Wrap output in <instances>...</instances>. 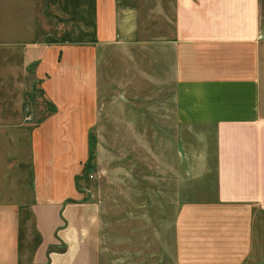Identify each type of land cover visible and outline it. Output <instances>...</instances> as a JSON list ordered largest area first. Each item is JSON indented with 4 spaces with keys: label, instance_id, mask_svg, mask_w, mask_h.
Returning <instances> with one entry per match:
<instances>
[{
    "label": "crops",
    "instance_id": "1",
    "mask_svg": "<svg viewBox=\"0 0 264 264\" xmlns=\"http://www.w3.org/2000/svg\"><path fill=\"white\" fill-rule=\"evenodd\" d=\"M104 1L96 43L135 47V62L144 44H154L165 67L160 85L148 91L162 92L163 109L149 117L151 124L160 119L159 129L131 128L144 143L133 150H188L185 157L179 151L176 169L191 175L177 181L166 208L175 264H264V0H173L172 33L157 39L132 38L130 16L119 23L114 0ZM27 23L16 19L12 33L10 23L0 22V264H20L25 208L38 237L32 264H98L100 207L80 198L73 181L87 154L79 146L86 112L78 111L74 122L70 112L68 120L62 106L69 99L58 93L72 90L78 73L85 98L94 90L88 49L36 44L30 50ZM157 58L152 54L151 62ZM78 59L79 68L72 62ZM41 72L49 74L41 86L58 108L28 126L24 100L30 76ZM146 118L145 112L140 122ZM66 126L69 138L73 129L78 133L75 150L65 144Z\"/></svg>",
    "mask_w": 264,
    "mask_h": 264
},
{
    "label": "rangeland",
    "instance_id": "2",
    "mask_svg": "<svg viewBox=\"0 0 264 264\" xmlns=\"http://www.w3.org/2000/svg\"><path fill=\"white\" fill-rule=\"evenodd\" d=\"M99 3L100 0H0V22L10 23L7 32L12 33L16 19L25 25L29 22L30 28H26L29 36L25 39L35 42L25 44L30 50L36 44L39 48L61 44L74 46L78 51L88 49V65L91 64L94 72L88 74V84L94 83V90L87 91L85 98L78 73L71 76L72 90L58 93L69 99L62 106L68 120L70 112L73 122L78 111L86 112L85 132L81 128L85 143L79 145L74 129L69 138L66 126L65 144L70 142L72 150L76 145L87 150L73 181L80 198L94 199L100 207L97 263L175 264L165 238L166 208L168 196L176 194L177 181L191 175L176 169L181 164L179 151L185 157L188 150H133L144 143L133 131L129 133L134 126L142 131L148 126L151 130L159 129L160 119L151 124L149 117L158 116L163 109L159 103L162 92L148 91L160 85L156 79L164 75L165 67L161 69L159 50L154 44H144V54H136V62L135 47L131 52L126 44H121L120 49H113L117 45L110 42L97 44ZM114 9L119 23L130 16V29H135L132 38L157 39L172 33L173 0H114ZM152 54L158 57L153 63ZM72 62L79 68V59ZM35 67L33 61L27 70L35 71ZM46 77H49L47 72L30 76L32 85L24 100L28 126L43 122L57 111V104L41 86ZM147 95H152L151 103L155 101L156 106H148ZM145 112L147 118L140 122ZM117 126L121 132H117ZM19 235L20 264H32L31 252L38 237L27 208Z\"/></svg>",
    "mask_w": 264,
    "mask_h": 264
}]
</instances>
